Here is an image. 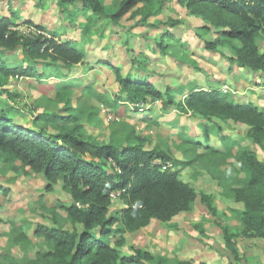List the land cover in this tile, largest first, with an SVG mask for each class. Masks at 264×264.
<instances>
[{"label":"rangeland","instance_id":"obj_1","mask_svg":"<svg viewBox=\"0 0 264 264\" xmlns=\"http://www.w3.org/2000/svg\"><path fill=\"white\" fill-rule=\"evenodd\" d=\"M120 1L104 0V4L108 11H114ZM77 7L69 6V12L73 13L70 16L60 10L55 0H0V16L10 17L15 11L20 31L39 33L35 26L26 23L31 20L47 29L42 32L44 35L56 32L59 40L72 41V46L86 52L83 62L70 70L64 69L67 77L63 79L73 85V105L77 111L88 108L93 111L91 118L83 112L79 114L84 135L107 143L111 139L114 121H127L145 139L146 149L157 146L169 149L175 159L186 163L178 167L181 178L190 182L197 193L189 211H183L169 221L155 219L138 231L123 235L113 233L111 245L117 247L123 256L134 255L138 250L152 253L154 262L148 264H184L185 261L192 264H264V238L236 234L232 239L237 248L236 255L227 246L224 231L217 222L220 220L230 225L234 233L241 232L246 203L236 198V192L245 189V174L240 172L239 164L230 157L205 165L208 162H201L196 156L206 152L203 146L220 150L231 146L234 151L239 146H250L264 161V141L256 143L250 135V127L245 124L205 117L177 105L166 107L162 100L131 103L129 110L121 111L119 115L98 98V95L112 98L120 93L122 85L116 73L118 67L124 76L140 73L138 77L148 78L161 91L169 86L183 87L177 100H183L197 87L218 88L230 93L237 102H255L264 107L263 73L233 63L230 59L233 51L227 46L208 51L204 40L214 41L216 28L204 30L210 23L177 0H168L156 19L181 21L170 30L185 44L183 52L187 57L181 51L178 53L184 59L173 56L177 47L169 54H154L147 48L148 42L154 46L153 39L159 37L165 25L157 28L133 26L134 21L128 18L129 15L117 27L106 15H101L99 21L92 24L89 16L80 14ZM256 44L264 52L263 35L258 37ZM11 54L18 59L23 57L20 50ZM134 58L147 60L141 71L137 69L140 60L135 63ZM102 61L110 65H103ZM57 82L53 78L44 82L29 78L9 79L0 87V108L14 106L20 109V113L11 116L16 124L26 127L33 126L34 119L44 112L66 115L64 103L56 99L54 85ZM183 136L201 144L196 154L180 147ZM165 164L174 167L172 161ZM17 165L21 163L17 162ZM107 165L110 170L111 165L115 166L109 160ZM233 166L238 171H234ZM27 170L29 174L15 171L0 161V264H58L57 259L48 254L47 240L36 230L40 225L81 230L82 225L73 221L62 206L70 205L74 198L62 179L51 182L42 172ZM120 194V191L110 194L111 216L119 215L126 206ZM203 195L211 197L216 214L209 209Z\"/></svg>","mask_w":264,"mask_h":264},{"label":"trees","instance_id":"obj_2","mask_svg":"<svg viewBox=\"0 0 264 264\" xmlns=\"http://www.w3.org/2000/svg\"><path fill=\"white\" fill-rule=\"evenodd\" d=\"M60 10L69 12V6L78 5L80 14L89 16L96 24L101 15L109 17L114 26L127 15L134 21L133 26L157 28L166 27L153 39L154 46L147 43L152 53H171L184 59L187 54L184 42L175 38L170 28L181 24L180 20L156 19L168 0H121L117 9L108 11L104 0H55ZM193 14L201 16L210 23L204 30L216 28L215 40H204L208 51L229 47L233 51L231 61L242 68L262 72L264 76V52L256 44L258 37L264 36V0H177ZM79 3V4H78ZM17 13L0 16V87L9 79L29 78L38 82L49 78L58 80L54 85L56 99L65 105L66 115L55 111L44 112L34 119L31 127L16 124L11 115L20 113L14 106L0 108V161L15 171L27 168L42 172L51 182L62 179L65 188L74 198L70 205H62L69 217L82 225L81 230H68L61 227L40 225L36 230L47 240L49 253L58 264H148L154 262V255L138 250L134 255L123 256L121 251L111 245L110 236L114 233L138 231L147 227L153 220L169 221L183 211H189L196 200L194 186L181 178L179 165L183 161L175 159L169 149L155 147L146 149L145 139L136 132L135 126L124 120L114 121L111 139L107 143L84 135L79 122L80 113L88 118L93 111L80 109L73 105L74 91L66 83L67 74L74 65L83 62L86 52L72 46V41L57 38L56 32L44 35L47 29L27 20L37 32L20 31L16 22ZM152 18H155L151 21ZM174 39L172 42L167 40ZM20 50L22 58L12 57V52ZM181 51L182 55H179ZM9 55V56H8ZM14 56V55H13ZM137 63L141 71L145 58ZM147 61V60H146ZM103 65H110L102 61ZM198 67L197 65H193ZM112 67V66H111ZM116 71L121 83L117 96L98 95V98L115 113L129 110V104L162 100L164 106L177 105L193 110L205 117L235 121L250 127V135L256 143L264 141V107L255 102H237L228 92L218 88H194L184 99L177 100L183 87L169 86L161 91L148 78L124 76ZM150 98V99H148ZM39 106V105H38ZM54 131V132H51ZM227 139V138H224ZM180 147L197 152L199 142L183 136ZM206 152L196 155L205 165L234 158L240 172L245 174V189L236 192V198L246 203L242 212V229L232 232L230 225L217 220L222 227L227 246L237 255L232 242L236 234L264 238V161L250 146H239L234 151L231 146L220 150L213 146H203ZM116 165L108 168L107 162ZM172 161L174 167L165 163ZM17 162L21 165L18 166ZM176 168V169H174ZM234 171H238L233 166ZM1 188V187H0ZM120 191L125 207L119 215H109L110 194ZM209 209L216 214L212 199L203 195ZM184 264H192L185 261ZM199 264H208L200 262Z\"/></svg>","mask_w":264,"mask_h":264},{"label":"built area","instance_id":"obj_3","mask_svg":"<svg viewBox=\"0 0 264 264\" xmlns=\"http://www.w3.org/2000/svg\"><path fill=\"white\" fill-rule=\"evenodd\" d=\"M111 162H112L114 165H116L112 160H111Z\"/></svg>","mask_w":264,"mask_h":264}]
</instances>
